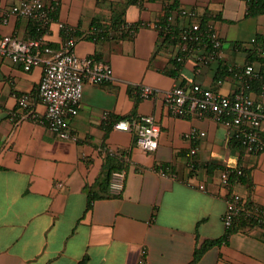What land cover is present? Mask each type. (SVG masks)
Instances as JSON below:
<instances>
[{"label": "crops", "instance_id": "obj_1", "mask_svg": "<svg viewBox=\"0 0 264 264\" xmlns=\"http://www.w3.org/2000/svg\"><path fill=\"white\" fill-rule=\"evenodd\" d=\"M20 1L0 0V35L35 36L29 18L10 15L3 21ZM43 1L55 7V21L42 28L45 43L59 47V22L72 26L82 33L75 37L76 53L110 64L114 78L84 85L79 113L70 122L73 137L61 139L18 104L30 94L32 110L45 114L37 94L43 67L26 70L0 57V264H79L84 258V264H191L204 240L224 235L228 198L238 194L264 206V151H243L209 114L172 115L165 92L199 83L232 95L241 80L231 70L249 63L264 70V13L249 14L247 0ZM174 1L195 8L200 21L209 12V25L223 43L217 59L199 66L173 59L179 43H164L156 24ZM115 10H124L129 23H143L134 36L88 38L93 19L110 22ZM176 18L179 27L189 20ZM142 84L159 91L144 98L137 89ZM250 94L264 103L260 90ZM124 115H153L161 123L156 150L139 147L135 132L113 127ZM194 128L206 135L187 138ZM260 130L264 139V122ZM193 146L199 150L191 170L186 152ZM108 157L129 164L121 192L112 185L103 192L98 184ZM157 164H168L170 174L159 173ZM241 166L249 169L252 183L225 186L222 171ZM91 187L103 195L89 208ZM194 264H264V230L232 232L227 243L213 245Z\"/></svg>", "mask_w": 264, "mask_h": 264}, {"label": "built area", "instance_id": "obj_2", "mask_svg": "<svg viewBox=\"0 0 264 264\" xmlns=\"http://www.w3.org/2000/svg\"><path fill=\"white\" fill-rule=\"evenodd\" d=\"M55 7L43 0H21L13 4L4 13L3 21L10 15L26 17L33 20L40 28L48 27L53 21ZM182 14L188 18L181 27L179 52L175 56L178 63L192 62L194 66L207 65L217 59L223 46L222 39L212 25H202L195 8H182ZM171 19V18H170ZM170 21L156 24L164 33L171 30ZM64 34V41L55 48L45 43L43 37L20 39L16 36L0 35V57L8 56L14 63L21 64L26 70L35 66L43 67V75L37 88L40 101L46 106V112L38 116L33 110L34 98L25 94L19 98V106L30 111L31 116L45 124L57 137L67 139L73 137L70 130L72 118L78 115L86 83L98 84L114 78L110 64L93 56H79L75 51V29L59 22ZM253 41H256L254 38ZM264 53V50H262ZM237 77L241 85L232 95L215 92L199 83L175 85L165 92L169 109L174 116L188 113L209 114L217 123L225 126L238 139L248 153L264 151V139L261 125L264 122V103L251 96V87L255 80L261 81L260 92L264 95V74L254 64L249 63L238 69ZM142 97L149 98L159 90L148 85L138 86ZM105 119L107 115L104 116ZM115 129L132 131L136 134L137 145L146 151H154L159 145L162 132L161 123L153 115L122 118L113 123ZM206 135L196 128L186 133V137L197 140ZM197 146L186 152L187 166L194 170L197 165L195 156ZM156 168V167H155ZM159 173L169 175L163 166L156 168ZM238 172L242 171L238 169ZM124 172H117L112 179V186L120 189ZM222 183L229 185V171L226 168L221 174ZM201 189L205 188L200 184ZM238 194L227 199L222 219L226 228H230L236 217H245L257 221L262 227L263 210L257 203L247 207Z\"/></svg>", "mask_w": 264, "mask_h": 264}, {"label": "trees", "instance_id": "obj_3", "mask_svg": "<svg viewBox=\"0 0 264 264\" xmlns=\"http://www.w3.org/2000/svg\"><path fill=\"white\" fill-rule=\"evenodd\" d=\"M144 0H129V3H137L139 5L143 4ZM185 6H180L179 3L176 1L172 3H167L165 6V15L163 18H159V23H163L164 21L167 22L168 20L170 21V26L171 30L169 32L164 33L163 31H159L160 36L162 38V41L166 44H180L181 37H180V31L181 27L176 22V16H182L185 17L182 14V8ZM247 12L249 14H258V13H264V0H247ZM124 10H115L114 11V16L110 22L101 20L99 18L93 19L91 23L90 30L92 32L87 35L88 38L95 40L96 42L99 41H104L106 39L114 38L116 36H119L121 38H132L134 36V33L137 32V30L140 28V26L143 24L142 22H135V23H129L127 22L124 17ZM175 16V17H174ZM174 17V20L172 19ZM171 18V19H170ZM202 20L201 23L202 25H208L209 24V19L210 15L209 12L204 13L201 16ZM31 22H33V26L35 29V37H40L41 35L44 34L45 30L40 28L33 20L30 19ZM82 33L81 32H75L74 36H80ZM260 38V37H259ZM173 59L176 61L175 57ZM177 62V61H176ZM178 63V62H177ZM239 70H231L230 73H238ZM260 72L264 74V70L260 69ZM261 86V81L255 80L253 82V85L251 87V91L253 90H260ZM138 89V88H137ZM139 93L140 90L138 89ZM141 94V93H140ZM122 118H128V115L124 116H117L113 121L122 119ZM231 140L233 144L239 146L243 151H246L245 148L243 147L242 143L236 139L234 135L231 136ZM137 141V139H136ZM261 153V152H258ZM129 164L127 161L119 158L116 161H114L111 157H108L106 159L105 165H104V170L101 178L98 181V184L103 190V192H108V188L112 185V179L115 173L117 172H124L123 176V182L120 187V192L123 191L125 187V182H126V172ZM163 166L167 171H170V166L168 164H157L155 167ZM242 172L239 173L238 169L233 170L229 169V186H231L233 183L241 181L243 183L249 182L250 184L252 183L251 178H250V171L246 167L241 166ZM103 194H98L97 191H95L94 187H91L88 191V207L91 208L93 206V201L101 197ZM244 201V199H241ZM245 205L247 207L251 206L255 202L248 200L244 201ZM258 204V203H257ZM260 208L263 210L264 213V206L261 204H258ZM264 218V216H263ZM257 226V221L254 219H250L245 217L243 214H240L239 216L236 217L233 225L230 228H226V231L224 235L217 237V238H211V239H206L204 240L195 250L194 253V258L191 262V264L196 263L201 256L206 252L207 249L212 247L213 245H221L222 243H227L229 239V235L232 232H235L237 230L243 229L245 227H253ZM262 229L264 230V221L261 223ZM85 263V258L81 260L79 264H84Z\"/></svg>", "mask_w": 264, "mask_h": 264}]
</instances>
